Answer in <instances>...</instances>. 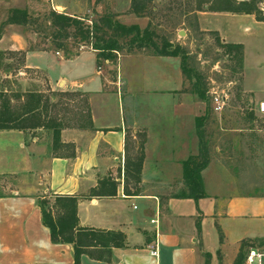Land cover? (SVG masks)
<instances>
[{"label": "crops", "instance_id": "obj_1", "mask_svg": "<svg viewBox=\"0 0 264 264\" xmlns=\"http://www.w3.org/2000/svg\"><path fill=\"white\" fill-rule=\"evenodd\" d=\"M93 2L51 0L50 5L46 0H0L1 60L10 59L3 57L8 51H22V68L44 74L43 91L84 95L89 116L84 126L54 119L61 125L57 140L51 128L42 126L0 129V264L73 263L72 245L51 242L41 223L38 200L46 199L49 206L56 196L76 199L78 227L123 237L122 246L110 247L107 260L81 254L78 264H203L204 253L209 254L208 264H222L220 249L225 244H236L235 257L240 240L264 237L250 231V219L264 224V194L238 191L220 153H210L200 171L204 195L196 200L168 192L129 191L133 159L129 153L140 143L143 189L155 188L154 183L164 191L184 187L181 162L197 152L194 118L204 115L207 107L188 88L179 57L145 49L118 54L113 61L97 57L93 49L64 57L50 48L29 49L25 26L5 23L12 8L30 16L48 8L73 15L85 12ZM104 2L98 0L96 10ZM192 11L200 29L213 31L222 43L241 44L240 89L256 103L264 100V90L257 93L245 73V40L254 34L250 25L264 21L249 13ZM130 15L132 24L140 28L147 23L145 17ZM48 54L54 55L57 65L66 64L67 70L54 73L47 62L40 65ZM261 66L258 61L256 67ZM103 178L110 183L100 184ZM100 185L102 192L90 195ZM154 242L156 256L149 252Z\"/></svg>", "mask_w": 264, "mask_h": 264}, {"label": "rangeland", "instance_id": "obj_2", "mask_svg": "<svg viewBox=\"0 0 264 264\" xmlns=\"http://www.w3.org/2000/svg\"><path fill=\"white\" fill-rule=\"evenodd\" d=\"M38 1L43 2V0ZM97 1L94 0L85 12L73 15L93 21L99 15L109 13L112 15V19L120 23L126 25L133 23L131 22L133 21L132 15L128 12L127 0H105L99 10H96ZM204 1L152 0L146 16L142 17H145L150 29L155 32L154 41L157 45L167 43L169 46L177 45L179 47L184 67L190 73L196 72L200 76V83L205 90L211 86L219 90L223 89L227 97L220 110L212 109L208 96L204 100L208 114L206 120L209 121L205 127H202L203 145L206 148L207 156L209 157L210 153H214V155L220 153L222 160L235 176L238 191L248 194H264V117L258 115L257 103L240 89L241 69L234 50L228 52L213 31L200 29L195 12L192 10L196 5L205 9L207 4ZM245 1H254V11L260 15L258 12H261L260 7H263L264 0ZM48 10L50 8L35 16H40ZM139 19L142 20L143 18ZM250 26L252 27L251 33L254 34L249 40H245V73L256 92L263 94L264 25ZM25 30L30 34L27 40L29 49L50 48L59 51L60 55L66 57L69 53L74 52V48L70 47L71 38L65 41L67 43H65L64 49L56 50L46 32L45 34L40 31L36 32L31 27H25ZM84 49L87 47H79V50ZM145 50L152 53L151 49ZM3 57L10 58L2 61L1 71L5 70L6 75L2 77V72H0V89H5L2 100L7 104L3 110L5 115L11 116L20 113L22 111L21 104L26 98L24 95L36 91L40 92L42 97H47L48 100L45 103V110L43 107L39 109L42 116H49L53 120L59 118L64 125H76L84 120V110H86L83 102L84 95L43 91L45 89V77L41 71L22 68L19 54L6 53ZM44 61L54 73L62 69L67 70L66 64L57 65L54 63L53 54L46 55V59L38 63L43 65ZM258 61L263 66L256 67ZM192 81L193 79L187 80L188 88L191 90ZM21 118H25V116ZM137 151L138 149L133 145L129 153L130 156L134 158ZM128 179L131 188L129 191L132 192L154 191L156 193L177 194L180 191V189L164 191L165 189L157 187L156 183H154L156 187L153 189H143L139 183V176L136 180L131 173L128 175ZM250 221L252 229L250 231L254 232L255 235H264V224L261 222L254 224L253 219ZM258 241L261 243H257ZM263 243L264 237L254 239L252 245ZM235 249L236 244L234 242H229L221 247L222 264L231 262Z\"/></svg>", "mask_w": 264, "mask_h": 264}, {"label": "trees", "instance_id": "obj_3", "mask_svg": "<svg viewBox=\"0 0 264 264\" xmlns=\"http://www.w3.org/2000/svg\"><path fill=\"white\" fill-rule=\"evenodd\" d=\"M97 1V0H96ZM152 0H129L128 11L135 16H146L149 4ZM205 9H201L200 5H196L193 10L197 11H216V12H231L253 14L256 20L264 21V14L254 11V1L245 0H205ZM264 3V2H263ZM109 13L99 15L95 20L86 19L78 15H68L57 12L54 9L48 10L40 16H30L23 9H9L5 23L19 24L25 27H31L33 31H40L45 34L50 40L52 46L56 50L64 49L65 41L71 38L70 47L73 53H69L67 57L77 54L79 47H87L96 52V56L102 59L115 60L116 54L129 53L132 50L151 49L153 54L163 56H178L180 60V69L183 76L187 79H193L191 82L192 92L204 101L206 99V91L200 83V76L196 72L190 73L184 67L183 57L180 55V49L176 46H169L167 43L157 45L154 41L155 32L150 29L147 22L143 28H139L136 24H123L111 18ZM224 48L229 52L234 50L236 60L240 63L242 58L241 44L223 43ZM170 47V48H168ZM20 55L22 61V51H8ZM2 53L0 52V67L2 64ZM66 57V56H64ZM4 91L0 89V129L2 128H29L42 126L52 129V137L54 140L58 138L60 123H55L51 117L41 115L40 107L45 110L47 97H42L40 92H29L25 94L26 98L21 104L22 111L17 115H5L3 110L7 104L2 100ZM67 95H81L80 93H64ZM84 105L87 108L86 99H83ZM43 103V104H41ZM25 118H21L24 117ZM21 118V119H20ZM207 118V111L204 115L194 118L195 133L198 139L197 152L193 155H188L181 162V177L184 187L180 188L179 193L175 194L179 198H192L196 200L202 197V182L200 171L208 163L209 157L203 145L202 125ZM89 124L88 111L85 110L84 120L79 122L77 126ZM138 151L135 157L130 161L131 174L137 180L139 169L142 161L141 143L138 144ZM110 183L108 179L103 178L100 184ZM100 186L95 190L92 189L90 195H99L96 192H102ZM126 194L128 190L123 189ZM112 194V191H110ZM110 194V193H109ZM110 194V195H111ZM136 194V193H133ZM40 210L41 223L48 229L50 241L53 243H70L72 245L73 263L78 264L81 254L87 255L89 258L97 260H107L110 254V247L122 246L123 237L119 233L103 232L81 228L77 226L75 214L76 199L72 196H56L53 202L47 205V201L38 200ZM196 235L199 237V221L196 218L195 222ZM218 230V239L221 241V232ZM254 239L240 240L238 250L232 261V264H241L243 259V248L252 245ZM261 243V242H257ZM203 264L209 263V254H203Z\"/></svg>", "mask_w": 264, "mask_h": 264}, {"label": "built area", "instance_id": "obj_4", "mask_svg": "<svg viewBox=\"0 0 264 264\" xmlns=\"http://www.w3.org/2000/svg\"><path fill=\"white\" fill-rule=\"evenodd\" d=\"M51 5V0H46ZM261 13L264 14V5L260 7ZM58 54V51H55ZM118 54H116V58ZM107 62V60H104ZM209 102L213 110H220L224 104L227 95L223 89L219 90L216 87H209L206 91ZM256 110L264 113V100H259L256 105ZM150 222L156 223V219H151ZM150 254L156 256V242L153 243L152 249L149 250ZM242 264H264V243L259 245H249L245 247L243 252Z\"/></svg>", "mask_w": 264, "mask_h": 264}]
</instances>
